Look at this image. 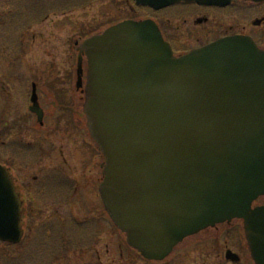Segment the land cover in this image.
I'll use <instances>...</instances> for the list:
<instances>
[{
	"label": "water",
	"instance_id": "water-1",
	"mask_svg": "<svg viewBox=\"0 0 264 264\" xmlns=\"http://www.w3.org/2000/svg\"><path fill=\"white\" fill-rule=\"evenodd\" d=\"M233 1L136 3L162 10ZM80 51L88 58V129L105 157L99 192L128 245L162 261L185 238L242 219L251 257L264 264V206L252 208L264 196V50L237 36L175 57L154 21L129 20ZM78 72L81 87L82 56ZM33 110L41 121V109ZM21 221L0 166V241L19 243Z\"/></svg>",
	"mask_w": 264,
	"mask_h": 264
},
{
	"label": "rangeland",
	"instance_id": "rangeland-1",
	"mask_svg": "<svg viewBox=\"0 0 264 264\" xmlns=\"http://www.w3.org/2000/svg\"><path fill=\"white\" fill-rule=\"evenodd\" d=\"M131 4L133 0H0V45L9 47L11 55L8 63L0 64V94L3 82L17 90L27 89L18 112L6 114V101L0 96V131L6 119L14 126L29 117L31 133L14 129L9 142L13 141L16 150L21 141L36 144L30 151L36 161H31L22 176L37 190L43 185L37 192L42 199L38 212L28 217L23 212L20 243L0 242V264H234L225 260L228 252L239 257L235 264H254L241 220L188 237L166 259L156 262L145 260L128 246L125 234L105 210L98 190L104 157L90 136L84 112L86 58L82 59L81 87L77 62L79 47L87 36L102 32L116 21L140 20L141 14L130 10ZM195 8L163 10L171 21L163 25L164 32L169 39L179 38L176 41L182 49L204 46L221 33L213 8L210 13L207 8ZM259 29L264 32L263 26L250 33L254 35ZM258 41L264 49V38ZM7 67L11 68L10 82L3 81ZM34 91L45 110L41 125L34 114L28 115L27 97ZM6 149L2 147L1 151L5 153ZM51 167L59 168L53 182L45 184L47 177L33 179ZM263 205L264 196L253 203V207Z\"/></svg>",
	"mask_w": 264,
	"mask_h": 264
},
{
	"label": "flooded vegetation",
	"instance_id": "flooded-vegetation-1",
	"mask_svg": "<svg viewBox=\"0 0 264 264\" xmlns=\"http://www.w3.org/2000/svg\"><path fill=\"white\" fill-rule=\"evenodd\" d=\"M176 7H196L195 9H200V8H207V10H203V11H207L210 13V8L208 7H202L196 3H179L178 5H175ZM173 6V7H175ZM237 8V10L235 11V9ZM136 10L137 12H139L141 15L138 17L140 20H146V19H152L154 20L157 25L159 26L161 33L164 37V39L169 42L173 48V51L175 54L177 55H181V54H187L190 51L194 50V49H198L201 48L203 46H196V47H187V48H183L181 50H177V44H176V40H178L179 38L177 37H170V39L167 37L166 33L164 32V26L169 25L168 23L171 22L169 17L164 16V11H155L152 10L150 8L147 7H139V8H135L131 5V9L130 10ZM168 9V8H167ZM214 10V15L217 18V21L220 22L219 24L221 25V28L219 30H221V33L215 40H211L207 43H203V45H208L216 40L222 39V38H227V37H233V36H247L252 38L255 42H257V44L262 47V45L260 44V42L258 41L259 39L264 38V32H262L260 29L258 32L254 33V35H252L251 29H255V28H260L264 26V2L262 3H254V2H246V1H236L234 3H232L231 5H229L228 7L225 8H213ZM245 9L243 11H241V14H239L240 10ZM166 10V9H164ZM212 11V10H211ZM239 11V12H238ZM212 13V12H211ZM223 14V15H221ZM191 17V15H190ZM234 17H237L238 20L234 21ZM124 20V19H123ZM127 20V19H125ZM162 23V24H161ZM239 23V25L237 24ZM164 25V26H163ZM248 27L250 29V31L248 30ZM249 31V32H248ZM203 36H207L209 34H202ZM206 38V37H204ZM2 41L1 37H0V42ZM6 46V45H5ZM7 49H9V47L6 46V48H2L0 45V64L3 62H9L11 55L9 53V51H7ZM79 57V56H78ZM2 67H0L1 69ZM6 72L4 73V79L3 81H9L10 82V78L12 76L11 73V68L7 67L4 69ZM3 87H2V93L0 94V96H2L4 98V100L6 101V114L10 113V111L13 112H18V108L21 107L23 105V101H24V96L26 93L25 91H22L21 89L17 90L13 85H11L10 87V83H2ZM23 98L19 99L18 98ZM32 97H34V101L35 104L41 108V106L38 103V95L36 94V92H32L31 95H29V98L27 97V100H29L28 103V115H32L31 112V104H32ZM25 103V102H24ZM23 108V107H22ZM45 117V110L43 108H41ZM26 115V114H25ZM10 116V114H9ZM31 117V116H30ZM29 117L25 116L23 117V119L21 121H18V123H16L14 126L10 125V120L8 119H2L1 121L5 120L4 123L2 124L1 127V131H0V137L1 135H4L3 138H7L6 140H2L3 138L0 139V165L5 167L9 173L11 174V177L13 179V183L15 185V189L17 192H19L21 199L23 201V212L25 214V216L27 217L30 212H31V206L29 203V200L27 198V195L25 193V191L27 190V185H31L29 182L25 183V180L22 176L23 170H25L29 164H31V161H36L35 157L32 159V154H31V150H33V146L35 145L36 148V144H33V142L29 143L28 145L25 144V141H21L18 142V144L16 146L18 147V153L17 150L14 149L15 146H13V141L9 140L11 139L9 136L13 131H17V132H22L24 131L25 134H30L31 133V129L29 127V123L27 121ZM16 119H21V118H16ZM37 119V118H36ZM44 121V120H43ZM15 129V130H14ZM3 148H7L5 153L1 151V149ZM34 148V149H35ZM4 153V154H3ZM28 153V154H26ZM63 159V158H62ZM39 161V160H38ZM59 168L57 167L56 169L51 167L50 173L54 174L57 176L59 173ZM44 172V170H43ZM42 172V173H43ZM34 180L36 181L37 179H39L38 176H33ZM26 179V178H25ZM27 184V185H26Z\"/></svg>",
	"mask_w": 264,
	"mask_h": 264
},
{
	"label": "bare ground",
	"instance_id": "bare-ground-1",
	"mask_svg": "<svg viewBox=\"0 0 264 264\" xmlns=\"http://www.w3.org/2000/svg\"><path fill=\"white\" fill-rule=\"evenodd\" d=\"M102 181H103V180H102ZM102 181H101V182H102ZM99 185H100V184H99Z\"/></svg>",
	"mask_w": 264,
	"mask_h": 264
}]
</instances>
